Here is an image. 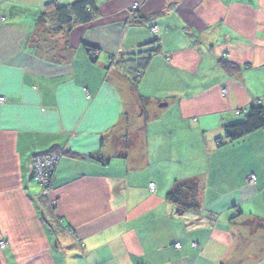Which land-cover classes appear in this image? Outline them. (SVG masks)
<instances>
[{
	"label": "crops",
	"instance_id": "obj_1",
	"mask_svg": "<svg viewBox=\"0 0 264 264\" xmlns=\"http://www.w3.org/2000/svg\"><path fill=\"white\" fill-rule=\"evenodd\" d=\"M76 1L0 0V264H264L243 225L264 222V130L223 132L264 97V0H94L67 35L36 26ZM144 45L134 85L120 62ZM58 151L46 203L30 164ZM188 179L200 209L178 214Z\"/></svg>",
	"mask_w": 264,
	"mask_h": 264
},
{
	"label": "trees",
	"instance_id": "obj_2",
	"mask_svg": "<svg viewBox=\"0 0 264 264\" xmlns=\"http://www.w3.org/2000/svg\"><path fill=\"white\" fill-rule=\"evenodd\" d=\"M136 15L133 17V20L136 18L140 19ZM97 16L98 8L94 0H79L65 6H59L56 3H49L46 4L43 11L38 14L35 23L38 27L47 26V30L56 35H67L74 27L88 24ZM147 46L148 45H144L143 47ZM85 49L94 61L97 52L94 51V49ZM141 50L130 55L128 61L120 62V65H123L126 72L130 75L131 81L134 85H136L139 78H141L142 73L148 67L152 56L159 52L158 49L148 52ZM219 65L220 68L229 75L236 74L240 70L239 67L225 61H221ZM137 74H139L138 77L136 76ZM140 100L142 104L148 102L145 98H140ZM261 130H264V97L260 102L249 107L244 121L225 125L223 127L224 139L229 144L239 143L249 135ZM46 154H61L64 156L65 151ZM200 189V183L195 179L176 181L170 192L167 194L166 199L176 207L178 214L187 211H199L200 205L198 197ZM43 198L46 199V203L49 201L47 197L43 196ZM50 207L51 209L53 208L51 205ZM252 223L258 224V229L254 230V227L252 228L251 226ZM243 225L252 232L264 229V222L255 218L244 221Z\"/></svg>",
	"mask_w": 264,
	"mask_h": 264
},
{
	"label": "built area",
	"instance_id": "obj_3",
	"mask_svg": "<svg viewBox=\"0 0 264 264\" xmlns=\"http://www.w3.org/2000/svg\"><path fill=\"white\" fill-rule=\"evenodd\" d=\"M139 11V4H134L129 12V16L131 18L135 17L136 13ZM152 34L156 35L158 32V28L156 26L151 28ZM137 77L139 74L136 75ZM225 93V91H222ZM6 102L4 97L0 96V106ZM62 158L61 154H39L33 157L32 162L30 164V168L32 171L33 179L38 183V185L42 189V195L49 198L51 195L52 181L54 177L55 170ZM250 183H254L256 181V177L252 175L250 178ZM148 190L151 193L155 191V185L151 183L148 187ZM50 205L52 207L56 206L55 201L50 200ZM196 247V245H193ZM6 248V242L0 239V249ZM176 249H180V245L175 246Z\"/></svg>",
	"mask_w": 264,
	"mask_h": 264
},
{
	"label": "rangeland",
	"instance_id": "obj_4",
	"mask_svg": "<svg viewBox=\"0 0 264 264\" xmlns=\"http://www.w3.org/2000/svg\"><path fill=\"white\" fill-rule=\"evenodd\" d=\"M150 31H151V29H150ZM151 33H152V32H151ZM153 35H154V34H153ZM154 36H156V35H154ZM149 46H151V45H148L147 47H143V46H142L140 49H138V51L141 50V49H142L141 51H143V49H144V52H148V51L152 50V49H150L151 47L149 48ZM133 54H134V53H133ZM130 55H132V54H130ZM251 226H252V228L254 227V228H253L254 230L258 229V227H259L258 224H256V223H252ZM258 235H259V236L264 235V229L259 230V231H258ZM263 243H264V240L262 241V244H263Z\"/></svg>",
	"mask_w": 264,
	"mask_h": 264
}]
</instances>
